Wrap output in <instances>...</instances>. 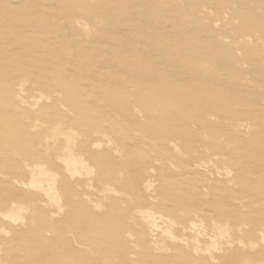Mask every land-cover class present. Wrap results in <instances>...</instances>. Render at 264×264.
Instances as JSON below:
<instances>
[{"label": "rangeland", "instance_id": "rangeland-1", "mask_svg": "<svg viewBox=\"0 0 264 264\" xmlns=\"http://www.w3.org/2000/svg\"><path fill=\"white\" fill-rule=\"evenodd\" d=\"M263 235L264 0H0V264H264Z\"/></svg>", "mask_w": 264, "mask_h": 264}, {"label": "bare ground", "instance_id": "bare-ground-1", "mask_svg": "<svg viewBox=\"0 0 264 264\" xmlns=\"http://www.w3.org/2000/svg\"><path fill=\"white\" fill-rule=\"evenodd\" d=\"M65 162L67 164V168L68 170H72L73 169L75 170V167L76 165L78 164H83L82 160H80L79 158L75 157L74 155L72 154H67V156L65 157ZM42 168V167H41ZM40 169V168H38ZM43 169V168H42ZM77 170V169H76ZM71 173V172H70ZM45 171L43 170H39L37 172V177L35 178L34 182L38 185V186H41L43 189H45L46 191L48 190H52L54 191V187H53V181H48V180H45ZM33 176V175H32ZM51 176V175H49ZM56 191V189H55ZM52 195V197H55L54 195V192L52 194H50V196ZM55 200V198L53 199ZM25 210V209H24ZM21 211H22V208L21 207H17L16 205L14 204H11L10 208H9V212L13 215V217H18V219L20 218V215H21ZM19 213V215H18ZM6 215V214H5ZM141 215V214H140ZM10 216V215H9ZM145 221L147 223H149V225L153 226V227H157L156 226V221H155V214L154 212H150V211H144L142 212V215H141ZM8 217V216H7ZM15 219V218H14ZM10 220V219H9ZM159 220V219H158ZM172 223H174L172 221ZM180 225V224H179ZM191 226H193L194 224L191 223L190 224ZM240 227H241V224H240ZM193 228V227H192ZM179 229V228H178ZM186 227L185 226H181L180 225V231L183 232H186ZM194 229V228H193ZM231 230V228H229ZM240 228L237 227V230L239 231ZM214 230H215V234L213 235V245H216L217 244V241L219 238H224V237H227V239H229V233H228V230L226 229V227H224L223 225H217L215 224L214 225ZM167 235V237L171 238L172 240H181L183 236H178V235H175L171 229H168L165 233ZM182 234V235H183ZM186 235V234H185ZM184 235V236H185ZM264 236V235H263ZM261 240H264V237L261 239ZM240 243V242H239ZM263 243V242H262ZM254 245V244H253ZM231 246V244H230ZM256 246V245H255ZM248 253V252H247ZM249 254L251 255L252 252H249ZM259 257H264V253H260L259 254ZM247 264V263H246Z\"/></svg>", "mask_w": 264, "mask_h": 264}]
</instances>
